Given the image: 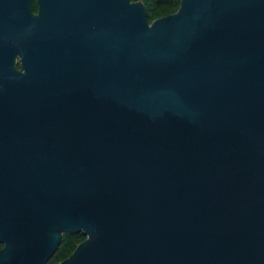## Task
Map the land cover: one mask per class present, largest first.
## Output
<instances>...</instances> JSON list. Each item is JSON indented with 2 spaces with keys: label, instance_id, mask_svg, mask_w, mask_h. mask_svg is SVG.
<instances>
[{
  "label": "water",
  "instance_id": "1",
  "mask_svg": "<svg viewBox=\"0 0 264 264\" xmlns=\"http://www.w3.org/2000/svg\"><path fill=\"white\" fill-rule=\"evenodd\" d=\"M37 3L0 0V264H264V0Z\"/></svg>",
  "mask_w": 264,
  "mask_h": 264
},
{
  "label": "trees",
  "instance_id": "2",
  "mask_svg": "<svg viewBox=\"0 0 264 264\" xmlns=\"http://www.w3.org/2000/svg\"><path fill=\"white\" fill-rule=\"evenodd\" d=\"M143 3L147 9L149 21L152 22L157 18L175 13L180 7L181 0H143ZM33 8L35 12H38L37 0H33ZM85 238L82 232L64 234L59 248L47 264H58L68 258ZM2 247L3 244L0 243V249Z\"/></svg>",
  "mask_w": 264,
  "mask_h": 264
},
{
  "label": "flooded vegetation",
  "instance_id": "3",
  "mask_svg": "<svg viewBox=\"0 0 264 264\" xmlns=\"http://www.w3.org/2000/svg\"><path fill=\"white\" fill-rule=\"evenodd\" d=\"M19 68H20V65H19ZM24 72V71H23Z\"/></svg>",
  "mask_w": 264,
  "mask_h": 264
}]
</instances>
